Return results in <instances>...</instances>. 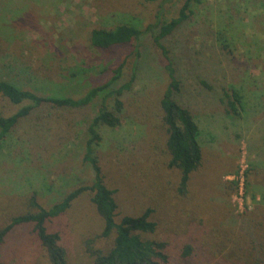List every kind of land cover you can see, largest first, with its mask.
Segmentation results:
<instances>
[{"label": "rangeland", "instance_id": "374dc122", "mask_svg": "<svg viewBox=\"0 0 264 264\" xmlns=\"http://www.w3.org/2000/svg\"><path fill=\"white\" fill-rule=\"evenodd\" d=\"M182 2L0 0V79L38 94L78 97L107 82L122 62L109 87L131 81L119 96L120 122L97 125L93 145L116 219L150 208L156 228L141 236L165 242L167 264H264V0H190L188 18L161 39L181 81L179 101L199 128L202 159L184 195L178 170L167 166L159 99L169 78L154 42L160 22ZM120 23L142 33L132 44H90L93 28ZM230 88L241 95L238 114L221 100ZM101 96L79 108L43 104L0 139V227L27 209L32 194L47 207L90 183L84 143ZM105 102L114 110V95ZM15 108L0 96V113ZM90 197L81 193L47 222L60 233L68 264L90 262L84 240L102 228ZM113 237H94V244L105 250ZM0 260L49 264L32 224L11 230Z\"/></svg>", "mask_w": 264, "mask_h": 264}, {"label": "trees", "instance_id": "16d2710c", "mask_svg": "<svg viewBox=\"0 0 264 264\" xmlns=\"http://www.w3.org/2000/svg\"><path fill=\"white\" fill-rule=\"evenodd\" d=\"M189 2L190 0H183L175 16L169 20L161 21L158 32L154 36V42L167 60L165 69L169 78L159 99L160 119L166 132L164 148L168 155L167 166L175 168L179 172L177 190L181 195L186 193L190 174L201 163L199 128L192 112L179 101V96L182 93L181 81L176 76L175 68L167 56V50L161 43V39L170 35L188 18ZM141 33V29L136 25L120 23L112 28H93L90 31L89 41L92 46L97 48L132 44ZM122 66V62L118 63L112 68V75L107 82L89 87L78 97L38 94L0 79V96L16 106L10 113H0V139L7 135L21 118L28 116L33 109L43 104L79 108L89 103L95 96L102 94L98 110L87 125L88 137L84 143L83 160L90 163L93 170V178L90 183L74 187L47 207L37 202L35 195L32 194L28 199L27 209L21 214L11 216L0 227V244L4 242L15 226L32 224L39 244L45 250L49 264H68L67 250L61 235L58 231H49L47 222L64 213L78 195L88 191L91 192L90 200L102 220L100 232L96 236L84 240L85 252L91 259L88 264L168 263L165 242L141 236L144 233L154 232L156 228V223L149 218L150 208H145L138 215H123L118 220L116 219L117 203L113 197V190L103 182L100 167L93 156V145L100 138L96 129L97 125L106 124L113 127L120 122L121 101L119 96L131 81L128 80L115 89H109V87L120 76ZM108 95H114V110L108 109L106 106L105 100ZM221 100L225 104L226 111L233 114L239 113L241 95L236 89H225ZM112 232L114 233L113 241L107 249L103 250L94 244V237L107 238ZM185 251H188V248H185ZM0 264L7 263L0 260Z\"/></svg>", "mask_w": 264, "mask_h": 264}]
</instances>
